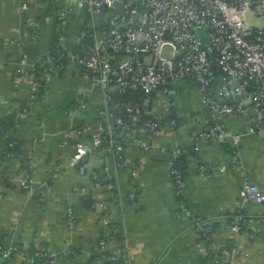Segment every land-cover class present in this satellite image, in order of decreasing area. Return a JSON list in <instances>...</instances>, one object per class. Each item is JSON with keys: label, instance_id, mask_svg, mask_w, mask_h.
Returning <instances> with one entry per match:
<instances>
[{"label": "crops", "instance_id": "crops-1", "mask_svg": "<svg viewBox=\"0 0 264 264\" xmlns=\"http://www.w3.org/2000/svg\"><path fill=\"white\" fill-rule=\"evenodd\" d=\"M27 3L22 8L17 0H0V121L10 117L15 121L0 132V241L21 246V252L10 260L0 258V264H40L35 255L38 246L58 250L53 264H89L106 229L98 209L86 202L76 185L91 189L98 199L106 197L105 189L96 186L92 177V171L106 166L109 180L119 192L111 211L121 229V234L109 238L108 248L120 254V264H217L213 253L224 244L245 252L228 253L230 264H264V203L240 197L244 179L259 184L264 191V133L248 131L252 108L225 119L228 131L243 133L239 146L243 163L236 169H220L231 159L229 140H200L199 149L193 152L194 116L202 111L200 91L193 80L177 82L179 126L154 136L160 144L176 143L188 149L184 201L201 218L215 220L211 238L206 239L189 218L178 214L182 201L176 195L167 153L156 149L142 157L140 148L130 146L124 165L116 158L106 162L95 152L86 157L84 172L70 163L75 142L90 141L82 126L96 117L101 92L90 85L83 66L68 59L62 69L47 75L46 92L32 103L33 64L52 53L54 38L62 28L55 13L64 0ZM31 18L39 20L37 39L32 38ZM86 18L85 12H80L67 28L69 47L77 44ZM30 45L38 47V55L21 63L22 51ZM82 99L90 106L81 107ZM28 107L32 108L30 113L17 119L18 110ZM13 138L19 141L21 155H6ZM200 158L211 169L205 176L200 173ZM25 163L36 195L28 194L16 178ZM135 165L139 166L140 190L133 200L128 194ZM69 207L77 219L73 229L66 222ZM236 220L245 221L239 231L231 227ZM69 243L79 247V253L65 254L62 249Z\"/></svg>", "mask_w": 264, "mask_h": 264}, {"label": "built area", "instance_id": "built-area-1", "mask_svg": "<svg viewBox=\"0 0 264 264\" xmlns=\"http://www.w3.org/2000/svg\"><path fill=\"white\" fill-rule=\"evenodd\" d=\"M17 1L22 8L28 5V0ZM82 11L87 18L72 48L67 44L66 30ZM55 14L62 27L56 34L59 57L77 60L87 72L90 85L101 92L96 117L82 126V133L90 134V141L75 142L70 163L84 172L86 157L95 152L106 162L116 158L119 165H124L130 146L140 148L142 157L156 149L167 153L176 195L182 201L178 214L189 218L203 237L210 239L215 220L201 218L184 201L188 179L181 159L187 157L188 149L176 143L160 144L154 136L179 126L177 82L193 80L198 85L202 106V111L194 116L195 149H199L200 140H229L233 147L231 159L220 169L227 171L242 165L239 146L243 133L228 131L225 119L252 108L253 120L248 131L264 133V0H64ZM253 17L259 22H252ZM29 25L32 38L37 39L39 20L31 18ZM13 43L22 46L19 41ZM166 48L170 50L168 54ZM53 55L50 53L33 64L32 103L38 91L47 89V75L58 68L55 60L59 58ZM29 59L23 50L21 63ZM38 66L41 68L35 72ZM117 93L123 96L116 97ZM80 106L86 108L90 102L82 99ZM31 110L20 109L18 117L25 118ZM6 155L17 153L8 150ZM199 161L200 173L205 176L211 169L205 160ZM28 169L26 163L22 165L16 178L28 194L36 195L38 191L27 177ZM108 172V166L92 171L95 185L105 189L106 197L98 199L91 189L76 185L84 198L92 200L91 205L98 209L106 229L89 264L121 262L120 254L108 248L109 238L121 234L111 211L119 192ZM138 174L139 166L135 165L128 194L133 200L139 197ZM240 197L243 201L264 203V191L248 179L242 182ZM76 220L73 208L69 207L66 222L70 229L75 227ZM243 224L244 220H236L231 227L239 231ZM36 249L35 255L42 264H53L59 253L55 248ZM80 250L74 243L62 249L67 255ZM19 252L21 246L16 243L0 246L3 260H10ZM230 252L245 253L238 246L224 244L216 248L213 261L230 264Z\"/></svg>", "mask_w": 264, "mask_h": 264}, {"label": "trees", "instance_id": "trees-1", "mask_svg": "<svg viewBox=\"0 0 264 264\" xmlns=\"http://www.w3.org/2000/svg\"><path fill=\"white\" fill-rule=\"evenodd\" d=\"M56 38L57 37L55 36L54 41H53V46H52V54H54L53 56L59 58V60L57 59L55 61H56L57 65H58V67L62 69L68 63V59L67 58H63V57L62 58L59 57V52L57 51V45H56L57 44V39ZM40 68L41 67L38 66V68H37V70H35V72L38 71V70H40ZM47 88H48V86H47ZM46 90L45 89H42L41 91H38V93H37L38 96L34 100L35 103L38 100L39 96H42L46 92ZM16 116H17V119H19L18 113H16ZM13 119H14L13 117H10L7 120H1L0 121V132H4L8 128L12 127L15 124V121H13ZM13 141L15 142L14 143V146H10V143L13 142ZM192 148H193V152L196 153L197 151L195 150V148L194 147H192ZM230 148H231L230 150L233 151V147H230ZM8 150H10V151L13 150L14 152L17 153V155H21L22 154V152L20 150V146H19V141L17 139H15V138H13V139H11L9 141V143H8ZM182 159H181V165L184 168L185 175H186V166H187V157H186V155H184V158H182ZM86 202H89L91 204L92 200L88 199V200H86ZM243 226H245V224H243ZM3 245H5V244L2 241H0V246H3ZM43 247H46V246H43ZM37 250L38 249H35V253H36ZM213 255H214V253H213ZM36 259L40 262V259L38 258V256H36ZM40 264H41V262H40Z\"/></svg>", "mask_w": 264, "mask_h": 264}, {"label": "water", "instance_id": "water-1", "mask_svg": "<svg viewBox=\"0 0 264 264\" xmlns=\"http://www.w3.org/2000/svg\"><path fill=\"white\" fill-rule=\"evenodd\" d=\"M27 53L30 57H34L38 55V47L36 45H30L27 48ZM116 97H122L123 94L117 93L115 94Z\"/></svg>", "mask_w": 264, "mask_h": 264}, {"label": "rangeland", "instance_id": "rangeland-1", "mask_svg": "<svg viewBox=\"0 0 264 264\" xmlns=\"http://www.w3.org/2000/svg\"><path fill=\"white\" fill-rule=\"evenodd\" d=\"M251 21L254 22V23H258L259 22L258 18H255V17L251 18ZM169 52H170V50L166 48L165 53L168 54Z\"/></svg>", "mask_w": 264, "mask_h": 264}]
</instances>
